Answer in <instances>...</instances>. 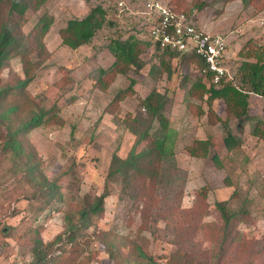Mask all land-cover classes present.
I'll use <instances>...</instances> for the list:
<instances>
[{"label": "rangeland", "instance_id": "374dc122", "mask_svg": "<svg viewBox=\"0 0 264 264\" xmlns=\"http://www.w3.org/2000/svg\"><path fill=\"white\" fill-rule=\"evenodd\" d=\"M161 1L190 15L207 32L227 37L226 69L233 86H242V63L256 62L240 57L241 51L255 46L264 58V0ZM23 2L22 16L8 14V4L2 6L1 15L14 25L21 45L41 20L49 21L41 38L45 53L41 58L33 53L39 68L27 91L50 117L28 139L42 161L43 174L56 181L62 197L51 205L35 200L24 174L13 167L8 154L0 153V264H28L35 229L43 243L62 233L65 241L64 218L85 196L92 199L105 190L103 212L92 227L74 243L65 244L67 252L56 251L61 253L60 264H114L96 236L99 232L133 241L160 264H264V137L252 134L256 125L264 129V98H248V121L240 130L223 100L209 103L210 84L192 62L180 56L169 58L152 45L140 55L144 61L140 71L131 67L124 75H104L115 62L113 43L130 37L149 42L151 20L142 0H46L38 7L31 0ZM200 4L202 10L197 9ZM97 7L104 11V23L90 42L75 50L62 45L60 30ZM23 73L19 58L12 57L0 78L23 79ZM98 81L108 86L104 84L101 91ZM201 84L204 91L190 93ZM126 89L128 96L110 106L116 94ZM152 91L162 96L171 154L161 163L154 185L146 191L140 185L131 196L118 177L107 181V174L112 157L126 159L134 147L136 136L123 123L125 116L145 114L140 102ZM227 128L240 143L232 151L223 144ZM158 130L154 122L149 132L154 136ZM196 141H208L205 157L199 145L194 147L199 157L191 155ZM218 202H226L243 219L237 226L239 245L220 261L223 223L215 207Z\"/></svg>", "mask_w": 264, "mask_h": 264}, {"label": "trees", "instance_id": "16d2710c", "mask_svg": "<svg viewBox=\"0 0 264 264\" xmlns=\"http://www.w3.org/2000/svg\"><path fill=\"white\" fill-rule=\"evenodd\" d=\"M24 0H0V71L5 67V63L12 57L19 58L24 69V78L19 76L12 77L6 81L0 78V153L8 154L9 160L13 167L24 174L27 184L33 189V198L37 201H42L45 204H55L61 199L62 195L60 187L55 180H49L41 170L42 161L38 157L36 150L28 139V134L46 122L49 117V111L44 110L33 98L28 94L27 87L36 76V69L39 68L38 61L32 59L33 53L36 56L42 57L45 53L41 38L48 30L49 21L41 20L32 34L24 37L26 41L21 45V40L16 36L12 23L5 21L1 15V8L4 4L9 5L10 11L8 14L16 13L22 16L26 10ZM28 1V0H26ZM46 0H31L36 7L43 4ZM250 0H242L247 3ZM204 4L197 6L198 10H202ZM176 11V8H174ZM13 15V14H12ZM104 11L97 7L82 20H73L67 23V26L60 30L59 36L62 45L75 50L90 42L96 30L102 28L104 23ZM28 40V43H27ZM148 42V41H146ZM152 45L141 42L130 37L124 42H115L111 47V52L115 58L111 69L108 72H103L104 75L126 74L130 68L140 71L144 66V61L140 55L146 48ZM252 48L245 53L240 52V57L246 59L255 58L256 62L250 63L244 61L239 70L243 71L242 86L235 87L231 83L222 82L217 88L210 86L207 90L211 103L214 100H223L227 106L228 115H233L238 119V129L243 128V123L248 121V98L249 94H255L264 98V58L263 52L258 47ZM244 49V48H242ZM241 49V50H242ZM169 58H173L172 53H163ZM193 62L192 56L182 57ZM167 70L168 67H166ZM103 83V84H102ZM108 83L98 81V88L102 91ZM134 84L131 82L130 87ZM129 87V88H130ZM190 93L194 89L205 90L204 85H198L191 88ZM128 90L119 91L113 98L112 104H119L128 96ZM141 109L145 114L138 113L136 117H131L129 114L125 116L123 123L129 131L136 136L134 147L126 159H121L114 155L111 159L107 181L119 178L124 189L131 194L132 189L144 186L146 191L150 185L156 182L161 163L167 156L171 154V134L168 128V119L162 114L163 101L162 96L157 91H152L145 99L140 102ZM18 114H22L18 118ZM46 117V120L44 119ZM148 119L145 124L144 120ZM154 122L159 125V130L156 135H151L149 130ZM264 127V123L261 124ZM257 126V125H256ZM254 127L253 135L259 138L264 137V129ZM226 137L223 139V144L228 151H232L240 146L239 141L232 135L227 128ZM195 145H199L202 149L201 157H205L208 152V141H196L190 148L192 156L199 157L194 150ZM18 174V173H16ZM146 181H149L145 184ZM108 196L105 190L100 196L90 198L85 196L81 204L75 207L64 220L67 221L65 230L66 240L64 241V233L57 236L49 243H43L39 237V230H34V239L29 246V255L31 261L28 264H60L59 255L56 254L58 249L62 252H67L64 249L65 244L74 243L84 230H88L93 225V220L103 212L104 200ZM132 196V194H131ZM134 193L133 198H137ZM141 196V194H140ZM226 202H218L215 207L221 217L223 223V239L220 241L219 253L217 257L220 261L224 253L228 252L232 246L239 245L237 236L238 223L243 219L239 212L230 211L226 207ZM100 239L105 252L114 264H160L155 258L145 253L139 245L133 241L126 239L124 242L119 237L110 232H99L96 235ZM230 238V239H229ZM230 241V243H229ZM58 242L61 243L57 244ZM55 245L58 248L55 249ZM127 252L123 251L126 250ZM71 260V258H70ZM74 262V261H73Z\"/></svg>", "mask_w": 264, "mask_h": 264}, {"label": "built area", "instance_id": "2783aa9c", "mask_svg": "<svg viewBox=\"0 0 264 264\" xmlns=\"http://www.w3.org/2000/svg\"><path fill=\"white\" fill-rule=\"evenodd\" d=\"M150 17L148 40L162 53L192 56L193 66L209 86L217 88L230 80L227 72V37L202 31L184 11H176L161 0H142Z\"/></svg>", "mask_w": 264, "mask_h": 264}, {"label": "crops", "instance_id": "0c3cea01", "mask_svg": "<svg viewBox=\"0 0 264 264\" xmlns=\"http://www.w3.org/2000/svg\"><path fill=\"white\" fill-rule=\"evenodd\" d=\"M200 28H201L202 31H204V32H206V33H210V32H207V31H206L205 27L202 26V27H200ZM254 95H255V94H249V99H252V97H254ZM255 96L260 97V96H258V95H255Z\"/></svg>", "mask_w": 264, "mask_h": 264}, {"label": "clouds", "instance_id": "9594fccd", "mask_svg": "<svg viewBox=\"0 0 264 264\" xmlns=\"http://www.w3.org/2000/svg\"><path fill=\"white\" fill-rule=\"evenodd\" d=\"M199 27V26H198ZM200 28V27H199ZM201 29V28H200ZM210 34H212V33H210ZM215 34H218V33H215ZM153 47V46H152ZM154 48V47H153ZM155 49V48H154ZM157 50V49H156ZM175 55V54H174ZM177 56V55H176ZM192 64H193V62H192ZM228 82V81H227ZM208 88H210V87H208Z\"/></svg>", "mask_w": 264, "mask_h": 264}]
</instances>
